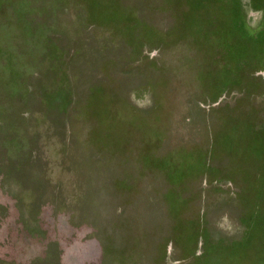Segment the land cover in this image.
Returning <instances> with one entry per match:
<instances>
[{
  "label": "rangeland",
  "instance_id": "obj_1",
  "mask_svg": "<svg viewBox=\"0 0 264 264\" xmlns=\"http://www.w3.org/2000/svg\"><path fill=\"white\" fill-rule=\"evenodd\" d=\"M0 264H264V0H0Z\"/></svg>",
  "mask_w": 264,
  "mask_h": 264
}]
</instances>
